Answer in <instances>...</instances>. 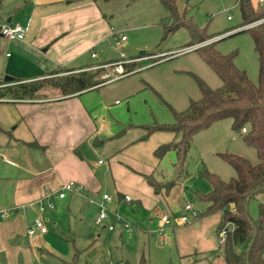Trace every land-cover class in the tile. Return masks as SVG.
Returning <instances> with one entry per match:
<instances>
[{
  "label": "crops",
  "instance_id": "0c3cea01",
  "mask_svg": "<svg viewBox=\"0 0 264 264\" xmlns=\"http://www.w3.org/2000/svg\"><path fill=\"white\" fill-rule=\"evenodd\" d=\"M99 1L0 0V30L6 24L27 30L20 42H10L0 32V213L7 212L5 218L0 216V264H70L76 255L81 264L90 240L94 235L102 240L104 231L111 235L118 231L120 239H142L143 232L123 226L114 231L95 229L89 217L99 212L103 195H112L110 204L116 210L128 206L141 231L160 228L162 216L183 212L184 207L177 210L174 202L184 195V183H176L168 193H155L146 180L166 156L176 158L175 153L162 160H143L148 147L154 153L160 145L174 141V134L155 132L143 139L146 132L142 133L124 142L129 144L121 150L111 149L108 164L96 163L104 150L105 127L85 95L98 87L73 96H64L54 87L42 89L34 99L1 96L15 81L29 83L101 67L117 71L135 58L133 72L119 77L128 78L145 57L160 56L92 64L98 57L95 49L104 40L111 37L115 44L112 34L124 35L111 26ZM62 69L69 71L50 75ZM71 182L83 189L68 191L59 199L62 186ZM126 195L132 197L131 203L124 200ZM202 203L204 213L208 204ZM37 218L44 219L48 233L30 236L28 230ZM221 221V213L199 216L186 225L171 220L158 242L169 244L170 256L177 262L164 259V264H227L220 241ZM69 240L73 247L68 246Z\"/></svg>",
  "mask_w": 264,
  "mask_h": 264
},
{
  "label": "rangeland",
  "instance_id": "374dc122",
  "mask_svg": "<svg viewBox=\"0 0 264 264\" xmlns=\"http://www.w3.org/2000/svg\"><path fill=\"white\" fill-rule=\"evenodd\" d=\"M168 2L175 6V15L164 0L99 1L101 8L111 20V26L126 35L129 41L117 47L112 38L108 37L102 46L95 49L98 57L91 62L92 64L108 61L125 63L133 57L153 54L160 56L157 59L146 58L128 78L119 77L127 76L126 71L133 72L131 60L122 68L118 67L117 71L110 68L88 71L91 74L97 73L95 79H113L85 95V99L95 105L93 111H97L102 119L100 124L105 127V137L102 138L105 146L101 147L104 150H101L102 153L97 157L96 163L101 160L108 164L111 158L109 151L111 149L119 151L129 144L124 142L139 138L145 133L142 127L155 123H174V112H183L192 101L202 98L199 80L211 89L222 86L221 79L205 62L201 51L196 49L185 53L183 50L196 42L192 39L191 29L203 36L212 37L239 27L243 23V18L238 0H168ZM252 3L264 10V1L259 3V0H252ZM255 26L254 24L251 28ZM237 30L194 45H201L199 49H202L216 42L213 49L223 55L234 54L236 67L245 71L250 80L257 84L259 61L254 42L249 32L235 33ZM121 52L124 53L125 59L121 57ZM70 75L72 74L56 76ZM104 118L106 120L103 121ZM223 153L238 154L253 164L259 162L255 148L247 145L244 134L234 129L233 120L224 119L195 135L184 163V170L179 177H176L173 168L176 158L168 155L157 164L154 178L166 185L173 181L179 185L184 183V195L174 202L177 210L189 204L195 212L203 213V210H200L203 203L198 193H209L211 184L201 173L208 171L224 181L236 176L232 166L219 156ZM145 154L143 160L155 158L150 147ZM109 192L111 194V191ZM109 196L112 200V195ZM110 203H105L111 212L110 223L107 219L101 225H97L98 213L95 215L92 212L89 217L95 229L102 230L115 223L116 230H119L122 226L125 227V224H129V230L144 233L141 235L142 239L137 237H133V240L120 239L116 233L118 231L112 235L104 231L102 240H97L94 235L90 240V249L80 257L81 264L110 262L139 264L143 257L146 264H164V259L167 261L173 259L170 256L169 244L158 242L161 237L157 234L159 227L148 232L141 231L137 219L128 212V206L116 210ZM260 204L264 206V194H258L249 203L248 212L253 220L258 218ZM116 215L122 221H117ZM166 216L170 221H177L180 211L174 216ZM164 230L167 229L164 227ZM70 242L73 243L69 240L68 246L73 247ZM88 242H85L84 246ZM155 244L156 247L153 246ZM219 248L221 249L220 244ZM175 260L172 261L175 263L177 262Z\"/></svg>",
  "mask_w": 264,
  "mask_h": 264
},
{
  "label": "trees",
  "instance_id": "16d2710c",
  "mask_svg": "<svg viewBox=\"0 0 264 264\" xmlns=\"http://www.w3.org/2000/svg\"><path fill=\"white\" fill-rule=\"evenodd\" d=\"M164 2L175 15V6L168 0ZM238 5L243 23L225 33L260 22L257 26L242 31L251 34L258 55V83H253L245 71L236 67L234 54L223 55L215 51L213 45L216 42L198 49L205 62L221 79L222 86L211 89L199 80L202 98L192 101L187 110L174 112L175 122L172 124L155 123L144 126L146 133L143 139L155 132L174 134L175 140L160 145L155 149L154 155L162 160L167 154L175 153L176 163L173 168L176 177H179L184 170V163L195 135L220 120H233L234 129L244 134L247 145L255 148L259 162L253 164L238 154H219L232 166L236 176L224 181L208 171L201 173L210 182L211 190L207 194L198 193L200 199L208 204L205 212L199 213V216L221 213L220 230L226 225L233 226L222 244L227 264H264V206L259 205L256 220L250 217L247 210L252 199L258 194H264V10L255 7L252 0H238ZM191 33L193 41H196L192 45L225 34L206 37L194 29H191ZM63 70L69 71L57 70L50 75L54 76ZM130 72L132 71H126L125 75ZM96 75L97 73L85 71L67 77H50L29 83L15 81L1 91V96H9L15 101L34 99L46 87L59 88L64 96H73L97 88L108 81L95 79ZM243 129H246V132H243ZM146 180L155 193L162 190L168 193L176 184V181L167 185L157 182L154 173L146 176ZM78 258L76 255L70 264H78ZM139 264H146L145 258Z\"/></svg>",
  "mask_w": 264,
  "mask_h": 264
},
{
  "label": "built area",
  "instance_id": "2783aa9c",
  "mask_svg": "<svg viewBox=\"0 0 264 264\" xmlns=\"http://www.w3.org/2000/svg\"><path fill=\"white\" fill-rule=\"evenodd\" d=\"M264 0H259V3H263ZM260 22H255L252 23L248 26L242 27L240 29H249L251 28L254 24L257 26ZM1 35L8 41L10 42H20L22 40H24L27 36V30L26 28H24L21 25L18 24H6L4 25L1 30ZM113 38H114V42L115 45L117 47H121L123 45V43L127 40V37L125 35H117L115 33L112 34ZM217 38V37H216ZM222 37H219V39ZM208 42V41H206ZM201 47V45H193V46H189V48L183 50V52H189L192 50H196L199 49ZM93 57H95V54H93ZM121 57L125 58L124 54L121 53ZM158 57V56H157ZM154 56H150L149 58H157ZM148 59V57H145L144 59ZM134 60H131V62H133ZM130 61H127V63H129ZM243 132H246V129H243ZM83 188L80 185H76L75 183H67L65 185L62 186L61 191L58 193L57 197L59 199H64L66 197V193L68 191H81ZM124 200L127 203H131L132 202V198L128 195H126L124 197ZM111 201V197L109 195H103V199H102V203L99 206V212H98V216L96 218V224L97 225H101L104 221H106L107 219H109V214L111 213L110 210L105 206V203H108ZM51 208H54V205L52 203H50L49 205ZM42 211H44V208H41ZM7 215L6 211H3L0 213V216L2 218H5ZM190 216V217H189ZM117 217V215H116ZM199 217L198 212H195L192 208L191 205H186L184 206L183 212L179 217V224L181 225H186V224H190L193 219H197ZM117 221H122V219L120 217H117ZM170 223V218L167 216H162L160 219V228L157 232V234L159 236H163L165 233L164 230V226L168 225ZM126 228H130L129 224H125L124 225ZM108 230L109 231H114L115 230V226L111 225L108 226ZM229 225L224 226L221 230H220V241L223 244L225 242V239L227 237V234L229 232ZM48 233V229L46 227V223L44 221V219L42 218H37L33 225L29 228L28 230V234L30 236H35L37 234H41L44 235Z\"/></svg>",
  "mask_w": 264,
  "mask_h": 264
},
{
  "label": "water",
  "instance_id": "95a60500",
  "mask_svg": "<svg viewBox=\"0 0 264 264\" xmlns=\"http://www.w3.org/2000/svg\"><path fill=\"white\" fill-rule=\"evenodd\" d=\"M244 30H246V29H238L237 31H235V33H239V32L244 31ZM247 210H248V208H247Z\"/></svg>",
  "mask_w": 264,
  "mask_h": 264
}]
</instances>
